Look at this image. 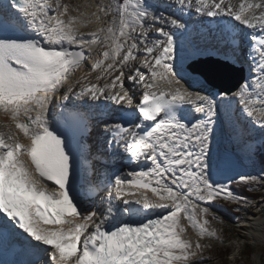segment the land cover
<instances>
[{
  "label": "snow or ice",
  "instance_id": "6c2138e0",
  "mask_svg": "<svg viewBox=\"0 0 264 264\" xmlns=\"http://www.w3.org/2000/svg\"><path fill=\"white\" fill-rule=\"evenodd\" d=\"M171 2L176 13L168 15L146 0L98 3L91 13L63 0H11L14 14L0 9V246L19 244L33 257L26 264H204L212 244L200 241L224 243L211 205L223 200L241 211L250 201L234 186L254 191L264 183V175H228L212 148L220 109L233 102L264 132V0ZM192 10L218 18L227 43L241 39V27L249 30L250 80L225 84L227 55L197 60L207 51L198 46L182 54V17ZM92 24L99 26L81 31ZM20 31L32 35L7 34ZM96 48L102 52L94 58ZM90 60V70L65 88ZM72 97L119 106L107 144L123 142L138 170L83 180L81 158L91 149L52 114ZM69 115L87 127L85 113ZM103 191L100 204L90 199Z\"/></svg>",
  "mask_w": 264,
  "mask_h": 264
},
{
  "label": "rangeland",
  "instance_id": "374dc122",
  "mask_svg": "<svg viewBox=\"0 0 264 264\" xmlns=\"http://www.w3.org/2000/svg\"><path fill=\"white\" fill-rule=\"evenodd\" d=\"M95 1L97 2L99 0H95ZM63 2L68 3L74 7L79 6L80 11L82 8L84 9L85 7L82 4V1L81 3H79L78 0H63ZM100 2L105 4H109V3L116 4L119 2V0H108V1L104 0V2L103 1ZM83 12L86 11L84 10ZM0 126H2V124H0ZM216 142H218L217 139ZM217 144H219V142ZM214 146L216 147L215 144ZM218 149L219 148L215 149L216 155H219ZM248 163H250V166H246L245 168L246 170H243V173L236 172L231 175L232 176H236L238 174L264 175V170L261 171L260 166L257 163V156H255V153L250 158V161ZM248 193L259 195V197H257L256 200L254 199L249 200L250 204L248 206L250 207H248V210L251 211L250 215L243 212L244 211L243 209L241 211H237L239 213L238 214L239 217L235 218L233 215L229 214L230 213L229 210H232L233 212L236 211L235 209L237 208L238 205L223 200L219 201L217 204H213L221 209L214 210V207H211V210L215 212L223 221L222 224L214 221L212 226L217 229H222L224 243L223 245H221L215 240L200 241L202 244H207V243L212 244V248L210 250L207 248L204 250V256L208 257V259L204 261V264H264V241L257 242L246 231H242L240 229V226H237V224L241 222L242 219L247 220L246 218L248 217L249 218L248 221H253L252 219L262 216L261 210L264 206V183L256 186L254 191L248 190ZM194 238L197 239V236ZM246 247L252 252V255L250 256L249 259L245 258V255L243 254L244 249H246ZM226 252H227V256L225 257L224 254ZM221 256L222 258H220Z\"/></svg>",
  "mask_w": 264,
  "mask_h": 264
},
{
  "label": "bare ground",
  "instance_id": "6f19581e",
  "mask_svg": "<svg viewBox=\"0 0 264 264\" xmlns=\"http://www.w3.org/2000/svg\"><path fill=\"white\" fill-rule=\"evenodd\" d=\"M81 1H82V4L85 6L84 7V9L82 8L81 9V11L83 12L84 10L87 12V13H91V12H93V11H95V10H93V9H95V6L97 5V2L98 3H101L100 1H103L104 2V0H99V1H95V0H78V2L79 3H81ZM108 1V0H107ZM240 2V0H232V3H239ZM146 3L150 6V9L152 10L153 8H155V7H157V8H159V7H161V4L160 3H158V5H157V2H156V0H148V2L146 1ZM235 4V5H236ZM87 6V7H86ZM153 11V10H152ZM75 14V13H74ZM155 14H157V15H159L158 14V12H155ZM194 21V20H193ZM192 21V22H193ZM147 24H151L150 23V20L147 22ZM99 25H97V24H92L91 25V27H87V28H83V29H81V31L82 32H85V33H90V32H92V31H94L97 27H98ZM155 32V31H154ZM151 36H155L153 33H152V35ZM211 42L212 43H215V44H217V45H219V42H216V39L215 38H213V37H211ZM206 44V42H201V45H205ZM194 45L195 46H198V45H200V42H196V41H194ZM199 47V46H198ZM98 52H102V49H99V48H96V49H94V53H93V56L94 57H97V54H98ZM185 53V54H184ZM190 52L189 51H187V50H182V54L183 55H185V56H187L188 54H189ZM187 54V55H186ZM189 61L190 60H186L185 62L186 63H189ZM91 63H92V61L90 60V61H88L87 63H86V66L84 67V68H82L77 74H76V76L75 77H73L71 80H69L70 81V83L72 82V81H74L75 79H77V78H79V77H81V76H84L85 74L84 73H86L87 71H89L90 70V65H91ZM229 76H230V73H228V72H225V74H224V82H226V83H231L232 81L230 80V79H228L229 78ZM232 79V78H231ZM213 83L214 84H220V81H217V80H214L213 81ZM212 86V85H211ZM210 85H208V87L211 89V90H213V87H211ZM195 87H197V88H199L200 87V84H195ZM214 91V90H213ZM4 120H5V118L2 116V115H0V124H3V122H4ZM218 129H220V125L219 124H217L216 125V131H215V133H214V136H213V138H216L215 137V135L218 133ZM243 134H245V133H243ZM217 138H220L221 139V137L219 136V137H217ZM216 138V139H217ZM242 138L244 139V140H251V139H249V138H246L244 135H242ZM222 140V139H221ZM218 141V140H217ZM213 146H214V142H213V144H212ZM215 150V149H214ZM219 151V150H218ZM106 157V162L109 164V166L108 167H105V169H104V173H101V174H98V179H102V180H104L105 178H112V176H111V171H112V165H113V161H114V156H112V157H108V155H106L105 156ZM102 154L99 152V151H97V149H93V148H91V150H90V154H89V157H86L85 158V162H84V165L85 166H87L88 168L86 169V171H87V173H89V171L92 169V168H102V166H103V164H102ZM107 170V171H106ZM99 172V171H98ZM100 172H102V170H100ZM227 174L228 175H230V173L229 172H227ZM84 181L85 182H89V181H92V172H91V177H90V179H88V178H86V179H84ZM93 182V181H92ZM134 193H135V197L136 198H140L141 197V193L142 192H139V191H134V190H132ZM100 196H101V198H99V197H97V198H95L94 200H92V201H94L97 205L98 204H100L102 201H103V199L107 196V191H104V192H100ZM218 202H216V203H214V204H217ZM211 207H214V210H216V209H221V208H218V207H216L215 205H212ZM227 210V209H226ZM260 210V209H259ZM262 211V210H261ZM259 212V211H258ZM253 221H248V220H245V219H242L241 220V223H243V224H241L240 225V229L242 230V231H246L253 239H255L257 242H262V241H264V217L263 216H260V217H258V218H255V219H252ZM193 233V234H192ZM188 236L192 239V240H195L196 238H194V237H196V235H195V232L194 231H192L191 230V228H189L188 229Z\"/></svg>",
  "mask_w": 264,
  "mask_h": 264
},
{
  "label": "trees",
  "instance_id": "16d2710c",
  "mask_svg": "<svg viewBox=\"0 0 264 264\" xmlns=\"http://www.w3.org/2000/svg\"><path fill=\"white\" fill-rule=\"evenodd\" d=\"M257 163L260 166L261 171L264 170V145L263 147L258 151L257 153ZM259 168V167H258ZM246 187L243 186H239V187H235L234 186V190L236 191L237 194L239 195H243V196H247L249 199H254L256 200L257 197H259V195H255V194H250L248 193V190H246ZM222 254V253H221ZM243 254L245 255V258L249 259L250 256L252 255V252L247 249H244ZM225 257L227 256V252L224 254ZM222 258V256L220 257Z\"/></svg>",
  "mask_w": 264,
  "mask_h": 264
},
{
  "label": "water",
  "instance_id": "95a60500",
  "mask_svg": "<svg viewBox=\"0 0 264 264\" xmlns=\"http://www.w3.org/2000/svg\"><path fill=\"white\" fill-rule=\"evenodd\" d=\"M208 61H216V60H208ZM230 71H237V72L242 73V70L238 71V70H237L235 67H233V66H230L225 72H228V73H229ZM261 214H262V216L264 217V206H263V208H262Z\"/></svg>",
  "mask_w": 264,
  "mask_h": 264
}]
</instances>
